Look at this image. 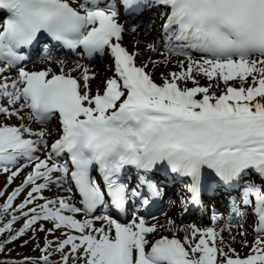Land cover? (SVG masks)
<instances>
[{"label":"snow or ice","instance_id":"6c2138e0","mask_svg":"<svg viewBox=\"0 0 264 264\" xmlns=\"http://www.w3.org/2000/svg\"><path fill=\"white\" fill-rule=\"evenodd\" d=\"M154 7L166 9V20L159 40L147 47L155 52L162 43L164 60L138 66L140 53L121 44L120 16ZM44 36L72 51L82 48L89 58L107 51L113 75L93 93L94 77L80 63L67 72L64 61H56L58 73L50 67L27 70V52ZM52 56L44 43L42 61L51 63ZM172 56L185 58L177 62L180 71L162 74L157 84L148 64L155 69ZM197 76L208 84L200 85ZM221 83L219 95L211 91ZM0 116L29 122L0 123L5 187L31 167L0 205V214L10 216L0 234L24 218L3 243L30 229L34 233L41 220L52 223L49 235L65 230L63 239L46 240L39 260L25 258L21 264H264V184L254 181L244 183L239 205L233 201L235 216L243 218L251 209L254 217L257 238L243 258L212 227L189 226L183 241L150 242L147 235L157 225L146 226L143 217L134 213L131 222L119 223L107 213L96 215L105 206L126 213L130 201L149 206L162 192L161 182L152 178L155 171L189 178L185 188L197 205L204 188L215 183L206 184L204 169L226 187L250 173L264 181V0H0ZM54 119L58 135L49 144L47 126ZM32 123L40 127L34 130ZM42 151L44 158L37 155ZM53 184H68L65 190L73 195L46 199L42 193ZM28 186L24 201L13 207ZM37 200L44 202L29 207ZM96 221L106 223L97 227ZM53 254H59L57 262Z\"/></svg>","mask_w":264,"mask_h":264},{"label":"rangeland","instance_id":"374dc122","mask_svg":"<svg viewBox=\"0 0 264 264\" xmlns=\"http://www.w3.org/2000/svg\"><path fill=\"white\" fill-rule=\"evenodd\" d=\"M160 20H159V24H160ZM154 21H155V19H153V17H152V20H150L148 22H140L139 21L140 22L139 23V22L134 21L135 23L131 22L130 24H132V25L136 24V25H138V27L142 25L143 29L139 30V33H140L139 36H142L144 38L146 37V38H148L150 40L151 37H153V36L151 35V32L149 33V29L151 30L153 28V24H154L153 22ZM138 27H137V29H138ZM134 34H136V33L132 32V31H126L125 30V33L123 34V37H128L130 39H134V37H133ZM150 35H151V37H150ZM149 40L146 42V45H145L147 52L150 51L147 46L149 44L153 43L154 41H158V39H156V40H154L152 42L149 41ZM128 49L130 51L132 48L129 47ZM164 51H165V49L162 46V43H157L156 44V51L152 52V55L150 57H148V60L146 62L143 60L144 56L142 55V53H140L138 56H136V59H137V61L139 63H142V62L143 63H147V62H149V58L152 61H163L164 60V56L162 54L164 53ZM194 58H196V57H194ZM197 58H199V57H197ZM179 59H180V57L172 56V57H170V62H168L167 64L160 63L159 66L156 67L155 69H153L152 64L149 63L147 70H149V72L152 73V77L154 78V80L160 84L162 82V74L164 76H167V74L170 73V72H179L180 71V68H179L178 63H177L179 61ZM100 60H101V58L100 59L99 58H95L93 61L89 62L88 65L89 66L97 65L100 62ZM53 71L54 72L59 71V68H54ZM67 71L68 70L66 69V72ZM89 73L91 75L92 71H89ZM197 80L199 81L200 85H201V83H203L202 86L208 84V81H207V79L205 77L197 76ZM231 82H234L233 84H235L236 81H231ZM213 83H215V81ZM187 86L188 87H192L193 85L191 83H189ZM220 87L222 89L224 88L222 83H221ZM96 88L97 89H102V85H100V86H98ZM219 88L213 87L211 89V91L217 93ZM92 91L94 93L96 92L95 90H92ZM51 123L52 122H50L48 125H50ZM49 140H50V138H48V141ZM39 153H42V152H39ZM30 168L31 167L24 168L23 171H22V172H24V174L21 172L20 175L17 176L13 180L12 184L8 185L7 187H5V185H7V176H8V174L7 173H0V192L4 193L3 196H0V199L3 200L4 203H5L8 195H10L12 193L13 189L18 187L22 183L24 177L30 171L29 170ZM256 179L260 180V178H258L256 174L251 173L249 175L244 176V178L242 179V182H243V185H244V183L246 181H254L257 184H264V181H261V180L260 181H256ZM38 183H40V182L38 181ZM243 185L240 187V191H242ZM30 187L31 186L26 187L24 189V191H22L15 198L14 202L16 203V205H18V204H20V203H22L24 201V199L27 196V192L30 189ZM58 188H63V187H58ZM65 192H66L65 190H60L59 191V193H61V194L65 193ZM45 198L46 199H51L50 197H45ZM65 198H67V197H65ZM239 201H240V197L235 200V202H237V205H239ZM43 202H44L43 200H37V201L34 202V205H30L29 207L35 206V204H40V203H43ZM171 204L172 203L168 204L164 210L160 211L159 213H156L155 215L156 216H160V215L162 216L163 214H166L167 211L169 210V206ZM26 210L27 209H25V211ZM177 210H178L177 215H179V216H177V220H176V222L178 224L177 228L173 227V229H172V225L169 226L168 223L164 222L163 223L164 225L162 226V228L159 229L157 232L153 233L152 236L150 237L149 241L155 236H159V235L173 236L174 234L176 235V237H178L179 240L183 241L185 235H190V230L187 231V232H189V234H187L186 232H184L182 230L181 226L183 228H184V226L190 228L189 226L194 225V226H196L198 228H205V227H208L209 224L212 221H214L213 218L214 217L217 218L216 216L218 215V211L214 210V208H211V209L205 208L203 213L200 214L197 219L185 218L183 220V218L180 217V215L182 213L181 212L182 210L180 209V207L177 208ZM228 211L229 212L226 211L224 213H226L228 216L229 215H234V214H231V213H233V205L229 206ZM248 211H250V210L248 209ZM13 214L19 215L18 212L17 213H13ZM147 218H149V217H147ZM128 221L129 220H125V222H128ZM16 222H17L18 225L23 226L24 218L21 217L20 219L16 220ZM253 223H254V220H253V216H252L251 219L249 217L248 220H246V221L244 220L243 222L241 221L237 225L239 230L243 229L242 233H244V235H241L239 232L238 233H234L233 231L229 232V231H226V230H221L220 231L219 235L223 237V240L225 241V244L227 246H230L232 249H234L235 250V254L238 255L241 258L246 257L250 253V247L254 243L256 238H257L255 232H253L252 228H251ZM222 224L225 227H228V228L231 225H234L231 221H227L224 218L222 219ZM41 225H43L45 231H40V226ZM52 227H53V225H52V223L50 221H44V220L38 221L35 225H33V228L35 229V232L33 233V230L30 229V232L33 233V237H35L37 239L38 246H39L38 247V251H36L35 253H31L28 250V247H27V244L25 243V240L21 239V240H19L17 242L11 243L8 246L9 253H8V256L4 260L6 262L10 263V264L21 263L22 261H25V258H29L30 261L39 260L40 256L42 255L40 249L44 247L46 239L53 238V235H49L48 232H47V230L51 229ZM170 229L171 230H175V231H171ZM61 238H63V237H61ZM245 241L247 242V245H248L247 247L245 246ZM227 246H225V248H224L225 251L228 250ZM217 247H220L218 241H217ZM50 259L53 262H57L59 260V256L58 257H51ZM69 264H72V262H69ZM77 264H79V262H77Z\"/></svg>","mask_w":264,"mask_h":264},{"label":"bare ground","instance_id":"6f19581e","mask_svg":"<svg viewBox=\"0 0 264 264\" xmlns=\"http://www.w3.org/2000/svg\"><path fill=\"white\" fill-rule=\"evenodd\" d=\"M143 12H144V14L142 15L141 18H139L137 16L141 20L140 22H148V21L152 20V17H153V19H155V21L153 22L154 23L153 24V28L151 30L149 29V33L151 32V35L153 37H151V35H150L151 39L149 40L146 37L144 38L142 36H139V34H140L139 33V30L143 29V26L141 25V26L138 27V29L136 28V31H135L136 34L133 35L134 39H130L128 37H122L121 44L128 51H129L128 48L131 47L132 49H136L138 53H142V55L144 56V59L143 60L146 62L148 60V57H150L152 55V51H148L147 52V50H146V46H145L146 45V42L148 40L151 41V42L154 41V40H156V39L159 40V38L161 37V33H162V22H163V18L164 17H163V14L161 13V11H159V13H158V12H156V10H154V8H145ZM137 17H135L134 19H137ZM160 19H161V22L159 24V20ZM134 21L135 20H133V22ZM119 22L124 25L126 31H131L132 24H130V22L127 21V18H125V16H124L123 13L120 16V21ZM52 51L54 53L56 51V49L55 48H52ZM190 54L193 57H196V58L199 57L198 56V53L195 52V51H192ZM33 55H36V52L29 54L30 57L33 56ZM36 58H35L36 60H33L32 62H29L27 64L24 63L26 65L27 70H30V71H38V70H41V69L49 68L50 67L52 69V71H53L54 68H59V64L56 63V61H64L65 71H66V69L68 70L70 68H74L75 65H76V63H80L81 65L86 66L89 69V71H92V74L91 75L94 78L91 79L89 83H90L91 89L92 90H95V91L97 90L96 87H98L100 85L103 86V82L106 79L110 78L113 75V60H112V57L110 56V54L107 51L103 55H100V58H101L100 62L97 65H94V66H89L88 64H86V62L81 61V60H76V61L74 59L73 60H71V59L68 60L67 58H64L63 56H56L54 54L52 56V62L51 63H49L47 61H42L41 55H39V57H36ZM183 59H185V58L180 57L179 60H183ZM136 61H137V59H136ZM149 61H150V58H149ZM137 63H139V62L137 61ZM143 64L144 63L142 62L141 65H143ZM10 74L13 75V76H15L16 75L15 70L12 71ZM72 75L74 77H79L80 76V72L79 71L73 72ZM156 83L159 84L158 82H156ZM231 83H234V82H231ZM202 84L203 83H201V85ZM222 90L223 89L220 87L219 90H218V92L216 94L219 95ZM25 111H27V110H25ZM21 115H24V113H21ZM51 122L52 123L47 126L49 128V130L52 131V136L49 137L50 138L49 144H51V142L57 137V135H58V129H59V123H58L57 120L54 119ZM0 123H7V124H10V125H19L20 123H26L27 124L29 122L27 121V119H25L24 121H21V120L17 119L16 117H12L11 119H7V118H5L3 116H0ZM31 127L35 130V129L39 128L40 126L39 125H36L35 123H32L31 124ZM37 155H39L41 158H44V152L43 151H42V153H37ZM29 170L31 171V168ZM22 173L24 174V172H22ZM55 175H58V174H55ZM39 182L42 183L43 181L41 180ZM167 182H168L169 187L168 188H165L164 187V191L166 192L165 195L168 194L169 192H171V188L172 187H175V185H176L174 181L168 180ZM59 191H60V189L56 185L53 184V185H50L49 189L44 190V192L42 193V195L44 197H50L51 199H55L56 197H65V196L71 197L72 196L71 193H69L67 191H66L67 193H62V194L59 193ZM215 195H217L218 198L215 199L214 196H212V202L209 203V204L213 205V207L216 210L218 209L219 214H226L224 212H226L227 209H228V207H229L228 204H229V201H230V196H228V195L227 196H224L222 194H217V193H215ZM73 200L74 199L70 200L69 202L70 203H74ZM171 202H173L175 204H173L169 208V210L167 211V213L166 214H163L162 216L161 215L160 216H154V217L145 219L144 216L141 214V215H137V217H143L144 220H145L146 226H151L153 224L157 225V229H156L155 232H157L159 229L162 228V226L164 225L163 224L164 222L168 223L169 220H171L173 222L172 223V229H173V227L174 228H177V225L178 224H177L176 220H177V216H179V215H177V212H178L177 208H179V207L181 208V210L183 212V214L180 215V217H182L183 220L185 218H192V219H197L198 218L199 212L192 211V210H189V209H185V207L183 205H181L182 204V201L180 202L179 201V198L175 197V198L171 199ZM209 204L207 206H209ZM207 208H209V207H207ZM227 212H229V211H227ZM105 213L111 215V213L109 211H106V210H103V212L101 214H96V215H103ZM231 214H233V213H231ZM230 217L231 216H229L228 218H230ZM246 217H247V215L245 217H243V218L239 217V219L236 218V216L231 217V220L232 221L231 220L230 221L234 225H231L228 228V227H225L222 224L223 217L222 216H219L214 221H212L209 224L208 227L214 228L217 231V233H219V234H220V231L221 230H226V231H229V232H232L233 231L234 233H238V232L239 233H242V230L243 229L242 230H239L238 227H237V225L241 221H243ZM77 218L82 219L84 217L81 214ZM114 219H116L117 222H119V223H123V221H124V220H121V219L116 218V217H114ZM132 220H130L129 222H131ZM129 222H127V223H129ZM105 223L106 222H103V221H96V226L99 227V226H101V224H105ZM208 227H205V228H208ZM254 227H255V224L253 225L252 229H254ZM181 228H182V230L184 232H186L187 234H189V232H187V231H189L190 228H188L186 226H184V228L181 226ZM205 228H200V229H205ZM63 231H65V230L64 229L54 230L53 231V234H51V235H53V238H49V239H46V240H48V241H57L58 239H63L64 237L61 235V233ZM171 231H175V230H171ZM152 234L153 233H150V234L147 235V239L148 240L150 239V237L152 236ZM61 237H63V238H61ZM171 237L178 239V237H176L175 234L173 236H171ZM65 251H67V249H65ZM58 256H59V254H53L52 255V257H58ZM69 262H72V261L70 260Z\"/></svg>","mask_w":264,"mask_h":264},{"label":"trees","instance_id":"16d2710c","mask_svg":"<svg viewBox=\"0 0 264 264\" xmlns=\"http://www.w3.org/2000/svg\"><path fill=\"white\" fill-rule=\"evenodd\" d=\"M3 201H0V205H3ZM11 211V210H10ZM0 224H3V223H6L9 219H10V216L8 214H0ZM21 228L20 225H18L16 222H14L12 224V231L9 232V231H5L3 234H0V243H3L4 241H7L9 239V237L13 234H15V231H18L19 229ZM32 233L29 231L26 232V234L20 238H18L17 240H14L12 241L11 243L13 242H17L21 239H24L25 241H27V247H28V250L31 252V253H34L38 250V242H37V239H35L33 236L31 237ZM11 243H3V251H0V258H6L8 256V246L11 244ZM0 264H10V263H7L3 260H0Z\"/></svg>","mask_w":264,"mask_h":264}]
</instances>
